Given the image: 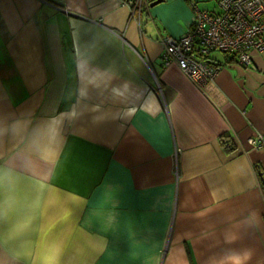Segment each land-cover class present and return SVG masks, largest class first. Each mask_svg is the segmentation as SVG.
Segmentation results:
<instances>
[{
	"label": "crops",
	"instance_id": "crops-1",
	"mask_svg": "<svg viewBox=\"0 0 264 264\" xmlns=\"http://www.w3.org/2000/svg\"><path fill=\"white\" fill-rule=\"evenodd\" d=\"M150 3L0 0V264H264V53L198 87Z\"/></svg>",
	"mask_w": 264,
	"mask_h": 264
},
{
	"label": "built area",
	"instance_id": "built-area-1",
	"mask_svg": "<svg viewBox=\"0 0 264 264\" xmlns=\"http://www.w3.org/2000/svg\"><path fill=\"white\" fill-rule=\"evenodd\" d=\"M194 10L191 27L179 37L160 38L163 65L175 63L198 87L212 81L221 69L213 52L235 57L240 65L252 64L254 53H264V0H218L213 10ZM131 11L139 12L146 0H121ZM254 148H264V136L247 139Z\"/></svg>",
	"mask_w": 264,
	"mask_h": 264
},
{
	"label": "trees",
	"instance_id": "trees-1",
	"mask_svg": "<svg viewBox=\"0 0 264 264\" xmlns=\"http://www.w3.org/2000/svg\"><path fill=\"white\" fill-rule=\"evenodd\" d=\"M220 140H221L222 145L225 148H229V150L232 149V147H231L232 143H231V140H229L228 136L223 135L220 138ZM257 171H259V168L258 167H257ZM261 184H262V188H264V176H262V175H261Z\"/></svg>",
	"mask_w": 264,
	"mask_h": 264
},
{
	"label": "rangeland",
	"instance_id": "rangeland-1",
	"mask_svg": "<svg viewBox=\"0 0 264 264\" xmlns=\"http://www.w3.org/2000/svg\"><path fill=\"white\" fill-rule=\"evenodd\" d=\"M212 56L221 57L222 56V53H220V52H213L212 53Z\"/></svg>",
	"mask_w": 264,
	"mask_h": 264
},
{
	"label": "water",
	"instance_id": "water-1",
	"mask_svg": "<svg viewBox=\"0 0 264 264\" xmlns=\"http://www.w3.org/2000/svg\"><path fill=\"white\" fill-rule=\"evenodd\" d=\"M149 1H151L150 5L152 6V5L160 2L161 0H149Z\"/></svg>",
	"mask_w": 264,
	"mask_h": 264
},
{
	"label": "clouds",
	"instance_id": "clouds-1",
	"mask_svg": "<svg viewBox=\"0 0 264 264\" xmlns=\"http://www.w3.org/2000/svg\"><path fill=\"white\" fill-rule=\"evenodd\" d=\"M238 264H239V261H238Z\"/></svg>",
	"mask_w": 264,
	"mask_h": 264
}]
</instances>
